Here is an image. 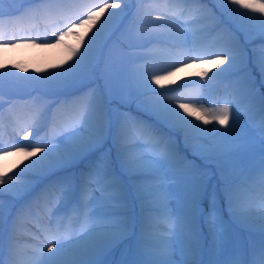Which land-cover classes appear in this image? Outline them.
Segmentation results:
<instances>
[{"label":"rangeland","instance_id":"1","mask_svg":"<svg viewBox=\"0 0 264 264\" xmlns=\"http://www.w3.org/2000/svg\"><path fill=\"white\" fill-rule=\"evenodd\" d=\"M154 1L25 0L20 13L19 0H0V189L19 185L0 191L5 264H32L47 250L37 253L41 240L69 246L61 257L72 259L61 264H129L131 250L148 264H204L206 256L230 264L240 250H261L257 239L246 247L244 234L264 229L235 216L264 211V94L254 95L264 86L249 89L245 78L264 82V38L253 35L264 0H205L244 42L228 41L232 59L223 63L214 38L203 54L185 46L196 32L183 23L205 9L192 5L181 20L185 0ZM24 46L64 47L68 57L57 53L54 69L39 74ZM81 73L89 81L76 84ZM221 178L247 179L254 193L244 186L232 202Z\"/></svg>","mask_w":264,"mask_h":264},{"label":"bare ground","instance_id":"2","mask_svg":"<svg viewBox=\"0 0 264 264\" xmlns=\"http://www.w3.org/2000/svg\"><path fill=\"white\" fill-rule=\"evenodd\" d=\"M22 52H27L30 54L34 55V66H35V70L37 71V73L39 74H43V73H47L49 71H51V69H54L55 67V57L56 54L58 53V56H62V57H68V53L66 48L64 47H58V48H53V47H39V46H24ZM5 48L3 46H0V56H3L2 54L4 53ZM36 54V55H35ZM70 55V54H69ZM4 57V56H3ZM29 57V56H28ZM71 58V57H70ZM3 59V58H2ZM219 63V62H218ZM227 64V63H226ZM229 67L230 65L227 64ZM226 65V66H227ZM232 66V65H231ZM57 67V66H56ZM164 69V68H163ZM168 70V69H167ZM231 70V69H230ZM163 72V71H162ZM166 74V73H165ZM165 76V75H164ZM184 80V79H183ZM168 87V86H167ZM76 110V109H75ZM78 110V109H77ZM184 110V109H183ZM71 112V111H70ZM186 112V111H185ZM78 113V112H77ZM80 113V112H79ZM82 113V112H81ZM74 115V114H73ZM190 121V120H189ZM182 124V123H181ZM198 126V125H197ZM181 127V126H180ZM195 130V129H194ZM192 131V130H191ZM135 133V132H134ZM129 136V135H128ZM126 138V137H125ZM17 157H19V161H22L23 164L26 165L25 159H23L21 157V155H17ZM21 163V164H22ZM30 163V162H29ZM11 186H17L18 190H19V185H10L8 187L2 188L0 189V191H6V192H12V188ZM45 189V188H44ZM17 190V191H18ZM21 194V192H20ZM246 214L243 212V209H241L238 214L235 216V218L237 220L241 219L246 221L248 224H250L253 228H257V229H264V211H261L259 214H256L255 216H251L246 218L245 217ZM28 220V219H27ZM225 220V219H224ZM228 221V220H227ZM250 226V227H251ZM61 237V236H60ZM163 241V240H162ZM45 240H41V242L38 244L37 246V253H39L42 249H46L45 254L42 255H35L32 256V264H52V262H57L59 260L60 264L63 261H69L72 258L70 257V253L69 252H65V255L63 257H61L63 254H61V252L68 251V247L67 245L64 246H50L47 247V245L45 244ZM60 256V257H59ZM69 256V257H68Z\"/></svg>","mask_w":264,"mask_h":264},{"label":"snow or ice","instance_id":"3","mask_svg":"<svg viewBox=\"0 0 264 264\" xmlns=\"http://www.w3.org/2000/svg\"><path fill=\"white\" fill-rule=\"evenodd\" d=\"M238 2H239V0H233L232 5H234L235 3H238ZM251 7H253V5L243 4V8H251ZM261 10L264 11V5H261ZM253 35L255 37H257V38H264V20H261L259 22V24L257 25L256 29L253 32ZM156 39L157 40H161L160 37H157ZM197 42H198V40L196 38H194L191 42H188L186 40L185 46L191 48V47H194L197 44ZM227 44H228V38L226 37L225 42L218 48L217 51H215L214 53H212L213 55H216L217 58H220L221 59V63L224 62V59H227L228 62L232 59V54L228 50ZM260 50L262 52H264V44H262L260 46ZM157 83H159V80L158 79H157ZM180 107L181 108H184L185 106L184 105H181ZM185 110H187V109H185ZM217 118L219 119V121H220L221 124L226 123L228 121V112H227V109H225V111H224V113H223L222 116L217 117ZM204 139H208V138L205 137ZM215 144H216V142H213V144H210L207 147L209 148V150H211L212 147H213V145H215ZM3 183H4V181L3 180H0V184H3ZM228 197H229V200L230 201L235 202L234 199H233V190L229 191ZM0 203H2V201H0ZM210 221L212 223H215V217L214 216H210ZM174 223H175V227H174L173 236L176 237L181 232L182 229H181L180 222L178 221L177 218H176V220H175ZM54 243H56V242L54 241ZM0 264H5V261L2 258H0ZM57 264H60L59 260L57 261ZM251 264H264V249H261L259 251V253L255 257V259L251 262Z\"/></svg>","mask_w":264,"mask_h":264},{"label":"trees","instance_id":"4","mask_svg":"<svg viewBox=\"0 0 264 264\" xmlns=\"http://www.w3.org/2000/svg\"><path fill=\"white\" fill-rule=\"evenodd\" d=\"M191 1V0H190ZM193 1V0H192ZM202 1L201 0H196V3L194 2V4H197V6H199L200 8H202V7H204V8H208L209 10H212L211 9V7H209L208 5H207V3L204 1V3H201ZM206 19V17L204 18V20ZM89 77H87L86 75H84V74H79L78 75V78L76 79V84H78L80 81L81 82H84V81H89V79H88ZM66 81V80H65ZM64 81V82H65ZM64 82H62V83H64ZM61 83V84H62ZM65 86H66V82H65V84H64Z\"/></svg>","mask_w":264,"mask_h":264}]
</instances>
